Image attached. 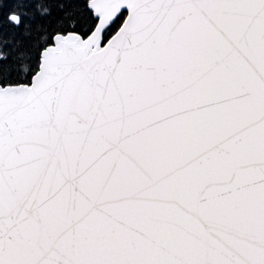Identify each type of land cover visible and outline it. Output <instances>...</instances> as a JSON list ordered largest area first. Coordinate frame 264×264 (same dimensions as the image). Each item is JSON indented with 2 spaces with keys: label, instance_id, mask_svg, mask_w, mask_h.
Instances as JSON below:
<instances>
[{
  "label": "snow or ice",
  "instance_id": "1",
  "mask_svg": "<svg viewBox=\"0 0 264 264\" xmlns=\"http://www.w3.org/2000/svg\"><path fill=\"white\" fill-rule=\"evenodd\" d=\"M0 264H264V0H0Z\"/></svg>",
  "mask_w": 264,
  "mask_h": 264
}]
</instances>
